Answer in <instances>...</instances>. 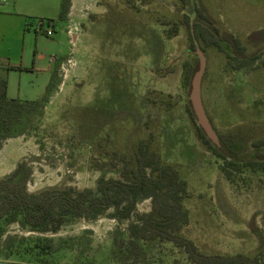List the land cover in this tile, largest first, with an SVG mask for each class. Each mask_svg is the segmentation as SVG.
I'll return each instance as SVG.
<instances>
[{
	"label": "rangeland",
	"instance_id": "obj_1",
	"mask_svg": "<svg viewBox=\"0 0 264 264\" xmlns=\"http://www.w3.org/2000/svg\"><path fill=\"white\" fill-rule=\"evenodd\" d=\"M186 5L221 37L218 48L205 49L202 99L236 160L228 168L234 184L220 169L223 161L197 138L186 110L185 66L199 61L191 33L197 13L192 22ZM84 9L75 45L62 24L40 30L42 18H28L19 57L23 71L11 73L8 96L32 101L45 95L57 68L54 58L77 63L65 81L58 67L63 85L46 104L43 122L32 123L38 131L31 130L26 159L33 167L29 193L95 188L101 178L118 179L135 143L144 140L187 182L189 223L182 235L205 255H258L256 232L264 236V171L258 163L264 161V145L253 144L264 140V0H89ZM175 25L179 31L171 34ZM48 29L54 32L50 37ZM226 35L240 42L247 62L258 58L235 69ZM151 206L146 200L137 210L148 213ZM126 227L109 216L75 221L54 235L11 225L0 258L5 264H194L169 242H139L135 253ZM45 238L49 251L42 243L36 248Z\"/></svg>",
	"mask_w": 264,
	"mask_h": 264
},
{
	"label": "trees",
	"instance_id": "obj_2",
	"mask_svg": "<svg viewBox=\"0 0 264 264\" xmlns=\"http://www.w3.org/2000/svg\"><path fill=\"white\" fill-rule=\"evenodd\" d=\"M186 7L192 10V14L197 13L193 25L194 40L198 42L201 50L205 53L208 47L218 48L221 41L219 31L202 13L195 11L194 7L191 5ZM70 9L71 0H61L58 20L67 21ZM41 21L45 26L55 29L53 20ZM178 31L177 25L170 28L171 34ZM224 39L233 48L235 57L232 58L237 63L234 64L235 69L245 68L258 58V55H253L247 62L245 59L248 56L242 50L240 42L228 35ZM194 40L192 47L195 50ZM185 68L183 84L184 89L189 90L193 76L199 69V61L194 66ZM57 72L58 67L51 77L45 95L32 101L9 99L6 94L7 80L0 78V147L7 139L31 136V130L38 131V126L32 123L35 119L43 122L46 104L51 101L53 93L61 83ZM186 110L197 138L210 153L223 161L220 169L225 178L234 184V175L228 168L235 165L236 160L229 146L218 133L220 147L207 137L197 124L190 101ZM209 120L213 126L210 118ZM263 145L264 140L253 144L254 147ZM133 150L131 158L125 160L126 168L122 170L120 178H101L95 188L82 190L66 186L29 193L27 184L33 175V167L32 164L30 166V160L21 161L11 174L0 179V251L6 250L3 249L6 240L5 238L2 240V237L11 225H17L30 233L54 235L75 221L96 222L104 216H109L119 223H127L125 230L128 235L127 241L135 253L139 252V242L159 241L173 243L182 249L194 264H264V236L258 231L256 235L259 238L260 251L254 257L243 254L234 256L202 254L193 241L182 235L183 228L189 223V214L184 208V201L188 197L187 182L180 178L174 165L161 162L159 154L151 149L149 142L140 140L135 143ZM255 160L257 157L249 159L248 164L254 166ZM258 165L264 171V161H259ZM146 200H150L152 204L151 211L138 212L137 206ZM37 242L36 248H40L42 243L45 251L52 249L47 238L39 239Z\"/></svg>",
	"mask_w": 264,
	"mask_h": 264
},
{
	"label": "crops",
	"instance_id": "obj_3",
	"mask_svg": "<svg viewBox=\"0 0 264 264\" xmlns=\"http://www.w3.org/2000/svg\"><path fill=\"white\" fill-rule=\"evenodd\" d=\"M88 1L71 0L68 19L62 22L58 20L61 11V0H0V78L7 80L6 94L8 98L10 97L8 96V92L10 89L11 73L23 71L19 57L22 55L27 31L31 27V21L28 18L53 20L55 28L59 24H62L68 35L67 29L70 25L78 24L81 26L84 17L83 11ZM35 33L38 35V32ZM5 36H7V41L4 40ZM68 37L70 38L69 35ZM53 61L57 67L61 66L63 62L55 58ZM61 84L63 85V83H60L59 88L62 86ZM9 99L13 98L10 97ZM15 99L31 101L19 98ZM31 153L30 135L18 136L4 141L0 147V179L11 174L21 161L31 156ZM3 239L4 236L2 237ZM0 262L4 263V261H1V258Z\"/></svg>",
	"mask_w": 264,
	"mask_h": 264
},
{
	"label": "water",
	"instance_id": "obj_4",
	"mask_svg": "<svg viewBox=\"0 0 264 264\" xmlns=\"http://www.w3.org/2000/svg\"><path fill=\"white\" fill-rule=\"evenodd\" d=\"M192 18L194 19V16ZM191 33L194 35L193 28L191 29ZM195 44L197 47L196 54L199 59V69L193 76V79L191 82L189 101L194 111V114L197 118L198 126H200L204 130L207 137L216 146L220 147L221 144H220L219 136L209 120V117L206 113V110L203 104V99H202V84H203V79H204V76L207 70V58L204 52L199 47V44L197 43V41H195Z\"/></svg>",
	"mask_w": 264,
	"mask_h": 264
},
{
	"label": "built area",
	"instance_id": "obj_5",
	"mask_svg": "<svg viewBox=\"0 0 264 264\" xmlns=\"http://www.w3.org/2000/svg\"><path fill=\"white\" fill-rule=\"evenodd\" d=\"M45 27V23L43 21H39L38 23V28L40 30L44 29ZM80 25H76V24H72L68 27L67 32L68 35L70 36V42L72 43V45L76 44L77 41V34L80 31ZM53 31L51 29H48L46 31L47 36H52L53 35ZM77 63L73 58L68 59L67 61H63L61 63V67H60V72L62 73L61 77L64 78V81L66 79H68V76L70 74V71L73 67H76Z\"/></svg>",
	"mask_w": 264,
	"mask_h": 264
},
{
	"label": "flooded vegetation",
	"instance_id": "obj_6",
	"mask_svg": "<svg viewBox=\"0 0 264 264\" xmlns=\"http://www.w3.org/2000/svg\"><path fill=\"white\" fill-rule=\"evenodd\" d=\"M195 15H196V13H193L194 18H195ZM193 16H192V17H193ZM192 17H191V20H192V22H193L194 19H193ZM192 26H193V23H192ZM192 28H193V27H192ZM195 41H196V40H195ZM197 43H198V42H197ZM199 47H200V46H199Z\"/></svg>",
	"mask_w": 264,
	"mask_h": 264
}]
</instances>
